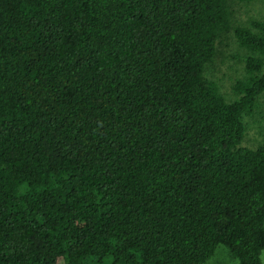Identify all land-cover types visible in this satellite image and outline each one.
Masks as SVG:
<instances>
[{
	"label": "trees",
	"instance_id": "trees-1",
	"mask_svg": "<svg viewBox=\"0 0 264 264\" xmlns=\"http://www.w3.org/2000/svg\"><path fill=\"white\" fill-rule=\"evenodd\" d=\"M231 2L0 0V264H262L264 21ZM230 30L227 100L204 68Z\"/></svg>",
	"mask_w": 264,
	"mask_h": 264
},
{
	"label": "rangeland",
	"instance_id": "rangeland-1",
	"mask_svg": "<svg viewBox=\"0 0 264 264\" xmlns=\"http://www.w3.org/2000/svg\"><path fill=\"white\" fill-rule=\"evenodd\" d=\"M231 8L233 23L247 24L251 19L264 21V0L251 3L232 0ZM244 54L245 50L239 46L233 31L230 30L216 43L214 58L204 68V75L217 81L227 100H232L237 96L233 91V85L236 79L242 78L245 74ZM244 122L246 132L241 145L255 148L264 139V92L258 98L255 113L251 116H245ZM261 260L264 264V249L261 253ZM87 262L97 264V259H88ZM202 264H239V262L231 256L224 245H218L211 258Z\"/></svg>",
	"mask_w": 264,
	"mask_h": 264
}]
</instances>
